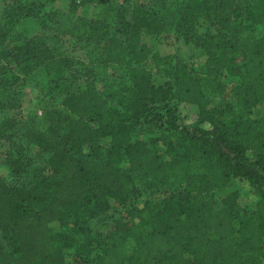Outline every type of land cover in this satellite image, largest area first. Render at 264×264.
<instances>
[{"label": "trees", "instance_id": "1", "mask_svg": "<svg viewBox=\"0 0 264 264\" xmlns=\"http://www.w3.org/2000/svg\"><path fill=\"white\" fill-rule=\"evenodd\" d=\"M53 1L4 2L2 107L16 105L20 74L41 65L67 69L70 59L53 36L18 33L27 17L49 28ZM205 15L217 32L193 39ZM113 24L95 26L99 59L115 64L129 86L108 98L90 77L65 94L48 128L21 125L47 153L50 174L27 185L0 173V264H264V0H157L130 13L117 7ZM143 32L193 40L206 53L203 69L153 50ZM154 70L165 75L163 83L154 81ZM227 89L230 100L213 103ZM187 104L197 108L193 119L183 112ZM137 127L146 138L134 139ZM5 161L9 174L23 171L16 160ZM234 178L255 194L251 209L237 204V191L216 197ZM136 179L164 195L112 214L110 231L94 234L88 220L110 199L124 204Z\"/></svg>", "mask_w": 264, "mask_h": 264}, {"label": "rangeland", "instance_id": "2", "mask_svg": "<svg viewBox=\"0 0 264 264\" xmlns=\"http://www.w3.org/2000/svg\"><path fill=\"white\" fill-rule=\"evenodd\" d=\"M5 0H0V19L3 16ZM157 0H109L102 4L96 1L79 2L78 0H55L52 6L55 9L53 22L49 28H41L37 20L27 17L18 25V33L30 37L35 34L53 36L56 45L61 46L64 53L70 59L67 69L63 73H56L39 66L28 75H19L13 88L20 89L19 99L13 107L0 105V173L12 181L20 184H32L42 174H50L46 163L47 153L34 143L28 141L21 125L44 130L48 128L56 116L57 106L60 105L65 94L83 87L85 80L92 79L96 87L108 98H118L125 94L124 88L129 86L127 76L119 70L115 64L109 62L103 64L99 59L100 46L96 43L101 31L96 25H106L108 28L115 25L117 7L126 9L130 13L131 7L136 5L155 4ZM206 32L216 34V26L211 15L199 17L194 24L193 39ZM142 41L160 54H174L182 58L195 70H202L205 64V51L193 40L186 41L183 36L174 32L159 35L142 33ZM148 68H152L150 59L144 62ZM153 79L156 83H163L165 75L160 71H153ZM1 100V99H0ZM230 100L229 89L224 93L213 96V103L224 106ZM197 108L193 104H187L183 112L191 119ZM260 113L258 106L253 116ZM8 118H12V126L9 127ZM146 138V130L137 127L134 139ZM16 160V165L23 170L19 175L6 170L5 160ZM237 191L236 202L242 208L251 209L255 200V194L251 187L239 178H234L218 194L217 198H223L227 194ZM165 193L164 188H153L146 184L145 180H135V193L124 204L115 205L109 200V207L104 212L88 220V225L94 234L106 235L113 226L112 214L125 215L127 207L131 204H139L146 200L161 198ZM117 208V210H114ZM115 215V216H116Z\"/></svg>", "mask_w": 264, "mask_h": 264}]
</instances>
